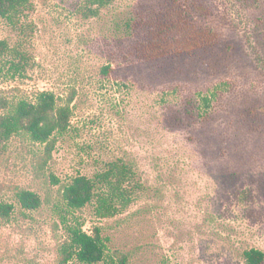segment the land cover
Masks as SVG:
<instances>
[{
    "label": "rangeland",
    "instance_id": "obj_1",
    "mask_svg": "<svg viewBox=\"0 0 264 264\" xmlns=\"http://www.w3.org/2000/svg\"><path fill=\"white\" fill-rule=\"evenodd\" d=\"M31 2L15 26L0 17V41L28 59L25 73L0 74V100L73 95L74 115L50 157L0 133V202L14 206L0 220V264H57L73 225L100 228L108 256L128 264H247L246 251L264 252V0H107L95 15L90 0ZM174 10L214 44L140 60L147 23ZM119 159L143 185L126 211L67 208L65 185ZM22 189L38 210L21 209Z\"/></svg>",
    "mask_w": 264,
    "mask_h": 264
},
{
    "label": "trees",
    "instance_id": "obj_2",
    "mask_svg": "<svg viewBox=\"0 0 264 264\" xmlns=\"http://www.w3.org/2000/svg\"><path fill=\"white\" fill-rule=\"evenodd\" d=\"M107 0H90L86 7L95 15L93 6L105 5ZM33 7L31 0H0V17L15 26ZM98 9V8H97ZM185 15L174 10L165 17L150 20L142 34L143 40L135 47L140 60L154 61L183 53L191 54L201 48L209 47L216 41V35L200 30ZM135 26V25H134ZM131 26L126 28V35H132ZM134 30V35H135ZM12 54V52H10ZM8 44L0 41V74L5 72L23 74L28 67L25 53L15 51L12 59ZM112 66L102 71L108 75ZM74 96L63 103L50 91H40L33 99L20 98L16 101L0 100V133L4 139L13 136H27L33 143L45 145L48 157L55 148L57 136L67 133L74 115L72 102ZM143 185L134 168L124 160L110 162L107 168L88 178H74L62 189V200L71 211H78L96 202L97 215L100 218L114 217L126 211L136 200ZM17 201L24 211L38 210L42 206L40 196L30 190L22 189L16 194ZM14 211L12 204L0 202V220H8ZM107 240L100 228L86 232L82 225L69 227L68 239L58 253L57 264H100L108 258L112 264H128L127 258L118 254L108 256ZM247 264H262L264 252L251 249L244 253Z\"/></svg>",
    "mask_w": 264,
    "mask_h": 264
}]
</instances>
